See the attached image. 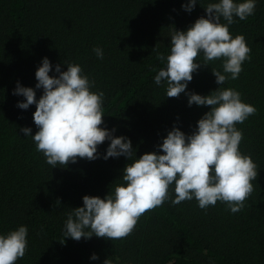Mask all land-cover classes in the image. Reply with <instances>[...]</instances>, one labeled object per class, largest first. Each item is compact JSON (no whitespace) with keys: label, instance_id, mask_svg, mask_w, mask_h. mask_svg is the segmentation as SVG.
I'll use <instances>...</instances> for the list:
<instances>
[{"label":"trees","instance_id":"16d2710c","mask_svg":"<svg viewBox=\"0 0 264 264\" xmlns=\"http://www.w3.org/2000/svg\"><path fill=\"white\" fill-rule=\"evenodd\" d=\"M186 2L0 0V233L19 225L29 230L25 256L16 264H103L107 258L112 264H264V0L253 16L237 18L229 29L245 37L252 59L223 87L239 91L257 110L236 125L243 132L240 150L258 166L254 191L241 211L233 214L220 202L202 210L195 199L179 205L166 201L146 211L125 238L63 242L71 209L83 206L85 195L103 198L112 183L120 182L128 161L123 156L104 160L105 141L98 146L100 158L52 168L20 131L30 127L34 135L38 130L35 105L19 109L17 102L24 98L13 90L17 82L35 88V72L48 57L53 68L62 61L82 66L95 82L93 91L105 94L102 127L130 138L137 158L156 151L174 124L191 134L210 106L189 107L183 93L166 97L165 87L153 80L154 69L164 67L157 53H169L172 28L186 30L206 15L209 0H200L191 13L181 8ZM96 46L103 48V60L92 51ZM211 68L222 71L221 62L193 73L186 91L207 95L219 87ZM36 93L39 99L42 89ZM93 253L97 261L90 259Z\"/></svg>","mask_w":264,"mask_h":264},{"label":"clouds","instance_id":"9594fccd","mask_svg":"<svg viewBox=\"0 0 264 264\" xmlns=\"http://www.w3.org/2000/svg\"><path fill=\"white\" fill-rule=\"evenodd\" d=\"M258 2L209 0L203 7L206 15L186 30L172 28L169 53H157L164 67L154 69V83L165 87L166 97L183 93L189 107L210 109L196 122L191 134L174 124L156 151L139 158L130 138L115 136V128L102 127L105 94L93 91L95 82L79 63L62 61L67 69L62 71L61 63L53 68L49 58L43 57L35 72V88L17 82L12 94L24 98L17 107L27 110L35 105L33 121L38 129L34 135L30 127L20 131L32 138L36 150L52 168L67 167L78 158H100L98 146L105 141L109 144L104 160L123 156L128 161L120 182L112 183L103 198L85 195L83 206L71 209L62 229L63 242L93 236L112 241L125 238L146 211L166 201L179 205L195 199L202 210L220 202L233 214L244 208L245 200L254 191L252 182L258 176V166L251 155L240 150L243 132L236 125L243 124L257 110L242 100L239 91L223 85L238 79L244 62L252 59L245 37L233 36L229 29L237 18L244 21L253 16ZM198 3L201 5L200 0H187L181 8L191 13ZM92 51L98 59H104L102 47ZM215 61L221 62L222 71L211 68L219 87L207 95L186 91L193 73ZM38 89H42L39 99ZM28 231L27 225H19L0 233V264H16L25 256ZM90 259L97 261L99 257L93 253ZM103 264L112 261L107 258Z\"/></svg>","mask_w":264,"mask_h":264}]
</instances>
